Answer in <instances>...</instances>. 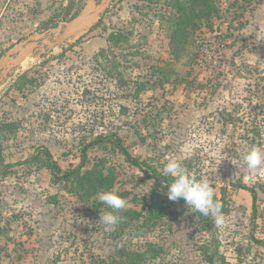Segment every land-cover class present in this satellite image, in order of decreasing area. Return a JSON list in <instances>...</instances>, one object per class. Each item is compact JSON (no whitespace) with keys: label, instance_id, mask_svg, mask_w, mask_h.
I'll return each instance as SVG.
<instances>
[{"label":"rangeland","instance_id":"obj_1","mask_svg":"<svg viewBox=\"0 0 264 264\" xmlns=\"http://www.w3.org/2000/svg\"><path fill=\"white\" fill-rule=\"evenodd\" d=\"M168 1L114 0L78 43L30 54L0 88V122L13 124L0 138L10 165L0 176V264H109L121 259L119 247L144 250L148 242L162 252L143 264H264L257 242L264 241V165L250 171L244 163L249 148L264 150V0H217L219 14L201 23L181 63L161 20L171 11ZM85 2L0 0V56L74 18ZM156 66L174 69L169 81L152 74ZM25 72L35 81L22 92L11 88ZM108 134L121 136L134 157L160 172L176 158L218 196L225 189L223 224L211 218L204 228L184 200L155 226L122 216L126 208L147 213L159 187L113 142L87 152V167L103 160L114 169L111 191L126 201L110 231L99 221L110 209L98 196L84 201L41 163H22L47 147L64 170L72 169L88 143ZM239 185L258 191L256 213L252 192Z\"/></svg>","mask_w":264,"mask_h":264},{"label":"trees","instance_id":"obj_2","mask_svg":"<svg viewBox=\"0 0 264 264\" xmlns=\"http://www.w3.org/2000/svg\"><path fill=\"white\" fill-rule=\"evenodd\" d=\"M168 7L171 11L168 12V15L162 16L161 20L166 22L164 24H166L169 33L170 50L173 59L181 63L186 57V52L190 47L194 46L195 48L197 40L196 34L202 25L201 23L204 21L211 23L212 19L219 14L220 9L217 0H169ZM111 37L113 39L114 35L111 34ZM192 55L193 59L191 60L190 58V61L185 63L186 65H191L195 61L197 54L193 53ZM172 69L173 68L170 67L156 66L152 74L158 75L159 82L163 84L169 81L170 75L172 74L171 72H174V69ZM34 81L35 80L30 78L28 73L25 72L13 82L11 88H15L22 92L28 82L33 83ZM12 126L13 124L7 121L0 122V138L3 137V132L10 129ZM258 135L262 136L260 133H258ZM110 142L118 146L132 164L138 166L144 172L155 178L159 187L153 189L151 193V203L148 206L147 213H143L134 208H126L122 216L133 220L144 217L143 223L155 226L158 220L169 213L170 206L176 202L170 201L167 198V194L163 192L168 190L167 184L172 182V178L164 176L162 171L160 172L155 166H151L146 160L134 157L124 146L122 137L117 134L100 135L88 143L83 150L81 163L72 169L64 170L58 162L53 159L47 147L39 148L38 152L22 163H41L45 168L51 171L56 182L64 183L69 192L75 194L84 201H89L93 197L98 196L97 194L102 191H111L116 184L117 175L113 168L106 166L105 161H96L92 167H87L88 149L101 144L103 146L105 144L106 146ZM9 168L10 165L5 163L2 148L0 147V176L3 175V173H8V170H10ZM239 186L252 192L254 212L256 213L258 209L256 203L259 196L258 191L254 188L247 187V185ZM121 197L123 196L121 195ZM214 198L222 202V212H226L228 210L226 205V190L224 189L222 191V196H218L214 193ZM181 200L183 201V199L178 201ZM99 204L102 205L103 203L100 201ZM196 213L202 220L203 227L206 229L211 228L213 225L211 217H204L200 213ZM257 242L264 246L263 240H257ZM161 252L162 248L153 242H148L144 250H127L123 247H119L118 256L121 259L112 258L109 264H143L147 260L157 258ZM203 253L206 261L213 262L215 260L214 254H209L207 250H204ZM100 261L103 262L102 264L106 262L103 259Z\"/></svg>","mask_w":264,"mask_h":264},{"label":"clouds","instance_id":"obj_3","mask_svg":"<svg viewBox=\"0 0 264 264\" xmlns=\"http://www.w3.org/2000/svg\"><path fill=\"white\" fill-rule=\"evenodd\" d=\"M244 163L250 171L258 169L264 165V150L257 146L249 148L244 155ZM162 174L172 178V182L167 184V198L170 201L183 199L187 207H191L204 217H211L216 225L223 224V204L214 198V191L208 180L197 179L176 158L167 159L163 164ZM97 195L99 201L110 209L100 212L99 221L106 230H113L122 220L118 213L126 207V201L113 191H102Z\"/></svg>","mask_w":264,"mask_h":264},{"label":"water","instance_id":"obj_4","mask_svg":"<svg viewBox=\"0 0 264 264\" xmlns=\"http://www.w3.org/2000/svg\"><path fill=\"white\" fill-rule=\"evenodd\" d=\"M114 0H86L72 19L58 21L45 30L35 32L9 47L0 56V87L30 54L45 55L62 44L75 45L104 18Z\"/></svg>","mask_w":264,"mask_h":264},{"label":"crops","instance_id":"obj_5","mask_svg":"<svg viewBox=\"0 0 264 264\" xmlns=\"http://www.w3.org/2000/svg\"><path fill=\"white\" fill-rule=\"evenodd\" d=\"M5 83H6V82H5ZM5 83H4V84H5ZM4 84H3V85H4ZM3 85H2V86H3ZM2 86H1V87H2ZM1 87H0V88H1Z\"/></svg>","mask_w":264,"mask_h":264},{"label":"bare ground","instance_id":"obj_6","mask_svg":"<svg viewBox=\"0 0 264 264\" xmlns=\"http://www.w3.org/2000/svg\"><path fill=\"white\" fill-rule=\"evenodd\" d=\"M25 62V61H24Z\"/></svg>","mask_w":264,"mask_h":264}]
</instances>
